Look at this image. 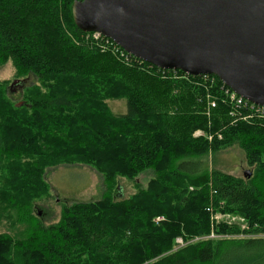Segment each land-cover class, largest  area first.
Here are the masks:
<instances>
[{"label":"trees","instance_id":"trees-1","mask_svg":"<svg viewBox=\"0 0 264 264\" xmlns=\"http://www.w3.org/2000/svg\"><path fill=\"white\" fill-rule=\"evenodd\" d=\"M74 1L0 0V65L12 61L50 88L20 109L0 99V168L12 174L0 186V220L17 230L0 234V264H264V237L249 235L264 233V115L230 101L215 75L162 69L103 35L86 38L94 33L76 26ZM106 98L126 100L127 113ZM197 129L222 137L194 138ZM234 144L253 172L209 171L207 156ZM60 163L94 168L108 191L64 204L45 224L29 186L46 193L44 165ZM149 168L147 188L117 199L119 177ZM219 210L248 227L215 222Z\"/></svg>","mask_w":264,"mask_h":264},{"label":"water","instance_id":"water-1","mask_svg":"<svg viewBox=\"0 0 264 264\" xmlns=\"http://www.w3.org/2000/svg\"><path fill=\"white\" fill-rule=\"evenodd\" d=\"M72 12L85 33L162 69L215 75L264 107V0H75Z\"/></svg>","mask_w":264,"mask_h":264},{"label":"rangeland","instance_id":"rangeland-1","mask_svg":"<svg viewBox=\"0 0 264 264\" xmlns=\"http://www.w3.org/2000/svg\"><path fill=\"white\" fill-rule=\"evenodd\" d=\"M86 38L92 40L100 39L98 35H88ZM113 41V40H112ZM116 49L115 46H113ZM15 80L19 82L12 86ZM98 82V81H97ZM47 84L39 81L35 75H20L16 71V68L12 61L2 63L0 65V99H4L6 105L12 106L13 108L20 109L21 106L27 103L30 97L31 91L42 90L48 91L50 88H46ZM53 87V86H52ZM108 102L110 109L117 115L127 113L128 106L124 99H105ZM0 102V113L3 106ZM24 112V111H21ZM260 115L261 113H257ZM3 117V116H2ZM220 131H214V133H208L203 129H197L193 133L194 138L204 137L209 141H213L214 135L218 134V139H221ZM209 162V171L213 169L222 170L235 176L244 177L249 171L254 170V167L248 164L246 153L239 144H234L228 148L220 150L215 153H210L207 158ZM23 164L19 170H27V159H22ZM17 174V175H26ZM11 172L6 165L0 168V186L7 185L12 179ZM46 186V193L38 191L37 184L29 186L30 193L35 197L33 198L35 215L38 216L45 224H52L57 222L61 217L62 207L66 203H72L76 201H91L102 198L103 195L108 191L104 185L103 176L94 168L83 165L74 164L66 165L60 163V165H44L43 173ZM41 175H38L39 179ZM156 175V172L149 168L139 174L138 179L130 180L125 177H119L116 181L114 190L117 199L129 198L136 194L139 189L147 188L149 181ZM42 178V177H41ZM41 192V193H40ZM226 213L219 211V213ZM230 215H238L235 213H228ZM240 216V215H238ZM161 216L155 219L159 222ZM247 225V224H246ZM17 230L11 229V224L8 221L0 220V234L11 233L14 234ZM264 237V233L257 232L256 234ZM246 233H238L235 237H246ZM194 242V240H193Z\"/></svg>","mask_w":264,"mask_h":264},{"label":"built area","instance_id":"built-area-1","mask_svg":"<svg viewBox=\"0 0 264 264\" xmlns=\"http://www.w3.org/2000/svg\"><path fill=\"white\" fill-rule=\"evenodd\" d=\"M94 35L101 36V34H99V33H94ZM226 93H227V96L229 97L230 101L235 102L237 106H245V105L249 104L250 109L253 110L255 112V114L261 113L260 115H264V107L263 106L254 104V103L246 100L244 97L238 95L236 92H234L229 87L226 88ZM212 104H214V103H212ZM160 219H161V217L159 218V220ZM213 219L217 223L224 222V223H227L229 225L237 223L243 229L248 227V225H246L247 222H246L245 218H243L242 216H238V215L235 216V215H230L228 213L217 212L213 216ZM209 237L214 238V237H216V235L212 232ZM199 239H200L199 237H196L193 240L197 241ZM184 245H185L184 239L182 237H177L176 238V246H177L176 248L182 247Z\"/></svg>","mask_w":264,"mask_h":264},{"label":"bare ground","instance_id":"bare-ground-1","mask_svg":"<svg viewBox=\"0 0 264 264\" xmlns=\"http://www.w3.org/2000/svg\"><path fill=\"white\" fill-rule=\"evenodd\" d=\"M105 37V36H104ZM106 38H108V37H106ZM108 39H110V38H108ZM218 211V210H217ZM220 211V210H219ZM214 212V211H213ZM222 213V212H221ZM210 238V237H209Z\"/></svg>","mask_w":264,"mask_h":264}]
</instances>
